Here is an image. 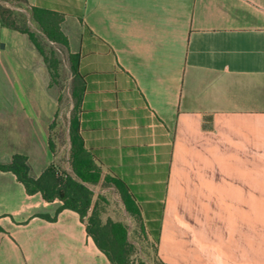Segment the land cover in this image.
I'll return each mask as SVG.
<instances>
[{"label": "crops", "instance_id": "crops-1", "mask_svg": "<svg viewBox=\"0 0 264 264\" xmlns=\"http://www.w3.org/2000/svg\"><path fill=\"white\" fill-rule=\"evenodd\" d=\"M24 4L62 16L83 148L156 222L158 259L264 264V0ZM1 41L0 161L23 154L37 177L59 92L26 34L0 23ZM60 203L0 171V264H111L75 211L36 216Z\"/></svg>", "mask_w": 264, "mask_h": 264}, {"label": "trees", "instance_id": "trees-1", "mask_svg": "<svg viewBox=\"0 0 264 264\" xmlns=\"http://www.w3.org/2000/svg\"><path fill=\"white\" fill-rule=\"evenodd\" d=\"M22 1L23 3L25 2V0ZM30 10L45 37L52 42L63 45L67 49V38L60 29L62 16L54 11L43 8L31 7ZM0 23L9 29L26 34L30 43H33L31 35L26 30L8 25L1 18ZM37 52L42 56L39 49ZM69 54L73 59L72 72L81 81V77L77 73L76 54ZM42 60L46 65L44 58ZM47 68L51 77L50 69L48 66ZM81 91L82 85L77 96V106L80 102ZM52 126L53 124L50 127L52 128ZM69 138L71 172L61 169L57 163L52 162L37 177H32L29 174L27 157L19 153L11 155L10 159L6 162L0 161V171L11 172L23 184L27 194L39 192L47 202L54 200L61 202L53 215L37 213L36 216L48 221H54L58 212L62 209L73 210L84 223L87 234L93 239L95 245L105 254L111 264H133L129 259L130 249L125 226L111 219L102 222L92 201L93 192L89 184L100 180L99 174L101 171L93 161L91 155L83 148L78 120L69 128ZM48 145L49 150L54 152V143L51 138L48 140ZM109 181H118L122 188V196L129 198L131 203L136 204L123 181L116 178H109ZM149 225L152 229H150L151 232L156 237V222H150ZM2 230L0 227V231ZM160 262L165 264L161 260Z\"/></svg>", "mask_w": 264, "mask_h": 264}, {"label": "rangeland", "instance_id": "rangeland-1", "mask_svg": "<svg viewBox=\"0 0 264 264\" xmlns=\"http://www.w3.org/2000/svg\"><path fill=\"white\" fill-rule=\"evenodd\" d=\"M0 3V18L8 25L29 32L33 40L31 45L36 51L38 49L41 51L42 56L40 57L44 58L50 69L53 91L56 92L57 89L59 92L61 111L57 113L53 122L51 138L54 143L53 156L61 169L71 172L70 150L68 149L70 145L69 128L77 121L78 106L76 103L81 88V81L72 72L73 59L63 45L45 37L39 24L34 20L31 10L22 0H0ZM0 43L4 44V41ZM6 75L9 76L8 71ZM1 81L0 79V85ZM6 84L5 81V86L8 85ZM3 90L4 97L10 99V94L6 89ZM7 109L9 110L10 107ZM100 171L99 177L103 181H93L89 184L93 192L92 201L100 219L102 222L111 219L125 226L130 249L129 259L133 264H162L156 253L155 234L149 229L148 222L137 204L131 203L129 198L122 196V188L118 181H109V178L113 177L101 169Z\"/></svg>", "mask_w": 264, "mask_h": 264}, {"label": "water", "instance_id": "water-1", "mask_svg": "<svg viewBox=\"0 0 264 264\" xmlns=\"http://www.w3.org/2000/svg\"><path fill=\"white\" fill-rule=\"evenodd\" d=\"M0 47H3V43H0Z\"/></svg>", "mask_w": 264, "mask_h": 264}]
</instances>
